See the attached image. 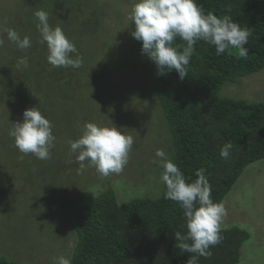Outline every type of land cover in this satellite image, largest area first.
<instances>
[{"label":"rangeland","instance_id":"obj_1","mask_svg":"<svg viewBox=\"0 0 264 264\" xmlns=\"http://www.w3.org/2000/svg\"><path fill=\"white\" fill-rule=\"evenodd\" d=\"M136 0H0V259L18 264H54L73 259L74 221L84 207L108 189L117 202L158 199L162 169L153 164L163 149L173 158L172 136L154 95L156 65L141 54V42L128 19ZM49 13V24L63 29L83 57L80 68L53 67L40 43L34 13ZM6 28L32 46L20 50ZM27 57V68L17 67ZM53 70L60 73L54 81ZM62 74V75H61ZM222 98L264 103V70L227 83ZM38 107L55 136L51 158L23 154L9 135L24 110ZM86 123L113 124L134 139L128 163L119 174L101 176L85 162L78 171L69 140L80 138ZM221 230L238 228L249 239L238 264H264V159L246 167L222 202Z\"/></svg>","mask_w":264,"mask_h":264},{"label":"trees","instance_id":"obj_2","mask_svg":"<svg viewBox=\"0 0 264 264\" xmlns=\"http://www.w3.org/2000/svg\"><path fill=\"white\" fill-rule=\"evenodd\" d=\"M205 12L230 15L251 31L247 59L235 49L217 56L214 46L198 42L181 81L175 71L157 75L154 95L170 128L173 162L194 180L203 167L212 186L214 202H223L250 164L264 159V103L249 104L222 98L220 91L264 70V0H196ZM230 10V11H228ZM176 44H183L179 38ZM54 81L60 73L53 70ZM62 75V74H61ZM233 147L221 159L225 143ZM136 199L120 205L108 189L79 211L74 230L77 245L72 264H186L190 253L175 247L174 233L186 232L183 210L165 199ZM222 240L211 256L198 264H238L247 232L220 230ZM0 264H18L0 259Z\"/></svg>","mask_w":264,"mask_h":264},{"label":"clouds","instance_id":"obj_3","mask_svg":"<svg viewBox=\"0 0 264 264\" xmlns=\"http://www.w3.org/2000/svg\"><path fill=\"white\" fill-rule=\"evenodd\" d=\"M230 11V10H228ZM38 19L37 29L40 43L46 44L47 61L53 67L80 68L83 57L73 42L59 26L49 24V13L43 9L34 13ZM128 19L134 25L132 37L141 42V54L146 55L157 67V75L164 76L175 71L181 81L188 75V65L195 51L194 46L203 41L214 46L216 55L235 49L238 58L247 59L252 34L250 29L241 27L230 15L218 17L213 12H205L196 0H136L131 7ZM7 39L18 49L32 46L28 35L23 37L12 28L4 29ZM184 41L176 44V39ZM4 40L0 39V47ZM27 68L28 58H18L17 65ZM9 135L14 139L16 148L23 154H33L37 159L51 158L55 136L53 125L38 107L26 109L22 113V122L11 124ZM70 150L77 153L78 171L89 166L104 177L119 174L128 163L134 139L116 126H100L86 123L80 138L69 140ZM233 145L228 142L220 148V157L227 160ZM152 161L162 171L160 180L165 186V199L179 204L183 210L186 232L174 233L175 247L190 255L186 264H198L200 257L211 256V247L222 240L221 224L227 215L222 202L212 199V186L206 176V169L195 171V179L186 177L173 159L163 149H157ZM54 264H72L70 258L60 255L54 258Z\"/></svg>","mask_w":264,"mask_h":264}]
</instances>
